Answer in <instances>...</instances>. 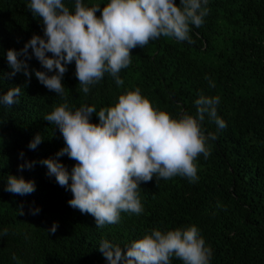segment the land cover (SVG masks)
<instances>
[{
    "label": "trees",
    "instance_id": "16d2710c",
    "mask_svg": "<svg viewBox=\"0 0 264 264\" xmlns=\"http://www.w3.org/2000/svg\"><path fill=\"white\" fill-rule=\"evenodd\" d=\"M27 2L0 0V94L22 87L18 104L0 105V264H107L98 248L104 239L124 245L152 228L192 224L213 249L211 264H264V0H210L204 23L192 28L191 43L161 36L134 48L131 64L120 73L123 86L106 74L84 94L75 62L68 66L63 83L75 107L95 105L98 112L139 87L155 106L176 115L181 110L195 113L194 101L201 94L219 95L218 115L227 123L218 129L205 118V130L215 132L217 139L210 142L208 158H197V182L153 177L139 189L143 213L122 212L119 223L103 228L96 227L91 214L68 204L72 192L40 163L64 147L59 129L43 119L63 97L34 74L27 85L23 73L6 75L12 71L7 50L23 48L33 34L43 35L40 18ZM29 65L44 70L35 57ZM92 122L99 123L95 113ZM38 133L43 141L29 149ZM59 159L69 170L76 163L67 155ZM25 160L36 164L21 172ZM9 174L34 180L36 190L24 196L5 191ZM33 207L40 212L32 215ZM57 221L59 227L51 234L48 229ZM171 264L183 261L173 257Z\"/></svg>",
    "mask_w": 264,
    "mask_h": 264
},
{
    "label": "clouds",
    "instance_id": "9594fccd",
    "mask_svg": "<svg viewBox=\"0 0 264 264\" xmlns=\"http://www.w3.org/2000/svg\"><path fill=\"white\" fill-rule=\"evenodd\" d=\"M209 2L28 0L26 4L34 17L40 18L43 35L33 34L23 48L7 50L12 71L6 75L23 73L27 85L34 74L47 89L63 97L64 102L43 119L59 129L64 147L55 157L40 163L46 165L48 175L55 177L57 184L72 192L68 204L91 214L98 228L119 223L122 212L143 213L139 189L153 177L157 181L180 176L197 182V158L201 154L208 158L210 142L217 139L215 132L205 130V118L213 120L218 129L226 128L227 123L218 115L219 95L201 94L194 101L195 113L181 110L176 115L155 106L139 87L120 94L117 102L98 112L95 105L75 107L68 101L63 83L68 66L75 62V75L84 94L106 74L123 86L120 73L131 64L134 48H143L161 36L191 43L192 28L204 23ZM33 57L44 70L30 67ZM206 79L210 87H215L209 77ZM21 88L17 85L0 94V105L18 104ZM94 113L99 123L92 122ZM43 139L36 134L29 149H36ZM64 155L76 161L71 170L59 159ZM24 156L22 151L20 157ZM35 164L25 160L19 170L31 169ZM35 190L34 180L8 175L5 191L24 196ZM40 210L30 208L32 215ZM58 227L57 221L48 230L54 234ZM98 248L107 264H171L173 257L183 264H211L213 256L212 247L195 224L167 230L152 228L124 245L104 239Z\"/></svg>",
    "mask_w": 264,
    "mask_h": 264
}]
</instances>
